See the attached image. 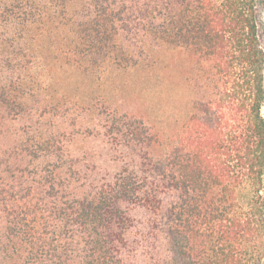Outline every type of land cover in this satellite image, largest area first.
<instances>
[{
    "label": "trees",
    "instance_id": "trees-1",
    "mask_svg": "<svg viewBox=\"0 0 264 264\" xmlns=\"http://www.w3.org/2000/svg\"><path fill=\"white\" fill-rule=\"evenodd\" d=\"M0 28V264H264V0H0ZM150 61L168 117L56 90Z\"/></svg>",
    "mask_w": 264,
    "mask_h": 264
},
{
    "label": "rangeland",
    "instance_id": "rangeland-1",
    "mask_svg": "<svg viewBox=\"0 0 264 264\" xmlns=\"http://www.w3.org/2000/svg\"><path fill=\"white\" fill-rule=\"evenodd\" d=\"M138 39H141V37ZM262 40L264 44V35L262 36ZM160 54L163 59L169 60L170 55L167 51L163 50ZM152 65L150 61L146 69L138 67L129 70L111 69L103 76L108 79L107 82L97 81V84L94 83V85L90 87L88 85H83V78L76 74H73L70 78L61 77L60 82L56 85V90L61 93L60 96L65 94L79 98L90 96L97 97L103 94L106 96L109 103H112L113 106L117 107L120 111L129 110L139 115L143 113L153 116L155 109L161 104L166 117H168L173 111L172 107L174 105V96L172 94V88L174 93V83H172L170 78L172 70L168 65L165 66L164 69L156 68ZM159 74H161L165 80V84L163 83V85H161L162 83L158 77ZM92 81L95 80L93 79ZM32 105L33 103H30V106ZM181 105L184 112L187 111L190 106L187 99H182ZM42 112L43 110L40 109L37 115L44 114ZM79 113L80 112H78V114ZM81 144L85 143L82 142Z\"/></svg>",
    "mask_w": 264,
    "mask_h": 264
}]
</instances>
